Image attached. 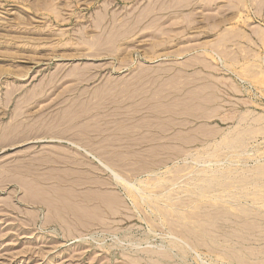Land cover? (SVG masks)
<instances>
[{"label": "rangeland", "instance_id": "obj_1", "mask_svg": "<svg viewBox=\"0 0 264 264\" xmlns=\"http://www.w3.org/2000/svg\"><path fill=\"white\" fill-rule=\"evenodd\" d=\"M0 264H264V0H0Z\"/></svg>", "mask_w": 264, "mask_h": 264}, {"label": "bare ground", "instance_id": "obj_2", "mask_svg": "<svg viewBox=\"0 0 264 264\" xmlns=\"http://www.w3.org/2000/svg\"><path fill=\"white\" fill-rule=\"evenodd\" d=\"M113 174H114V178H115V179H117V180H119V179L122 180L120 176H118V175L115 174V173H113ZM124 183H125V181H124ZM155 183H156V182H155ZM128 186H130V185H128Z\"/></svg>", "mask_w": 264, "mask_h": 264}]
</instances>
